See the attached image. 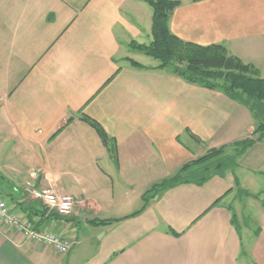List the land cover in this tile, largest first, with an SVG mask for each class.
I'll list each match as a JSON object with an SVG mask.
<instances>
[{"label": "crops", "instance_id": "crops-1", "mask_svg": "<svg viewBox=\"0 0 264 264\" xmlns=\"http://www.w3.org/2000/svg\"><path fill=\"white\" fill-rule=\"evenodd\" d=\"M178 1L174 35L223 44L264 78V0ZM152 15L140 0H0V197L27 218L23 209L43 206L30 188L77 202L71 217L32 221L74 241L70 253L0 225V264H72L67 257L81 246L94 253L86 264H245L233 206L223 200L209 210L226 194V176L160 192L133 215L153 186L256 129L250 111L222 91L135 59L142 53L129 44L152 41ZM81 114L104 128L114 154ZM258 148L264 140L240 161ZM258 232L253 260L264 264V227Z\"/></svg>", "mask_w": 264, "mask_h": 264}, {"label": "trees", "instance_id": "trees-1", "mask_svg": "<svg viewBox=\"0 0 264 264\" xmlns=\"http://www.w3.org/2000/svg\"><path fill=\"white\" fill-rule=\"evenodd\" d=\"M148 4L153 11L152 15V41L149 44H139L131 41L129 46L132 50L158 62L157 69H170L175 75L191 84L199 85L209 90H220L230 99L245 106L252 116L261 121L264 118V78L260 71L250 63H245L239 57L233 55L225 45H199L186 42L174 35L169 27V22L174 10L180 6L178 0H140ZM130 64L138 69H147L146 66L127 58ZM81 120L95 129L108 152H115L114 145L111 147V138L104 128L94 119L81 114ZM73 118L69 119V122ZM57 132L55 136L58 134ZM54 136V137H55ZM195 140L199 141L196 136ZM264 140V123L258 124L251 136L230 145L210 149L204 156L184 165L174 176L153 186L143 195V207L133 215L141 213L151 199L160 192L181 186L195 185L202 187L216 176L224 177L225 172L234 170L238 161L256 143ZM232 192L228 190L209 208L217 206L224 197ZM238 196L253 198L260 201L261 193L251 194L238 188ZM264 208V202L262 203ZM208 210V211H209ZM232 212V223L238 227L239 217L236 210ZM28 214L30 221L35 217L43 220L62 218L56 211H49L46 207L33 205L29 209H23ZM117 220H90L91 225H109ZM34 222V221H33ZM39 226V225H38ZM175 237L181 234L173 232Z\"/></svg>", "mask_w": 264, "mask_h": 264}, {"label": "rangeland", "instance_id": "rangeland-1", "mask_svg": "<svg viewBox=\"0 0 264 264\" xmlns=\"http://www.w3.org/2000/svg\"><path fill=\"white\" fill-rule=\"evenodd\" d=\"M135 59L140 61L141 63H148L147 61L156 62L154 59L146 57L144 54H135ZM260 123H264V118L261 121L256 120V127ZM237 163L238 166L234 170H228L227 172H225V178L227 182L226 191L232 189V191H234V194L227 199L224 197L222 201L224 200V203L226 205L233 206L234 209L236 208L240 213L238 229H240L241 231L244 251L247 254V256L245 254L242 255L241 261L245 264H255V260H253L254 257L252 247H255L259 243L258 240H256L259 235L258 230L262 226L264 227V209L262 206V203L264 202V152L259 148L253 151H249L246 157H244V159H242L241 161L239 160ZM3 186L4 183L2 174L0 173L1 190L3 189ZM239 187H241L245 191L250 192L251 194L261 193L260 201L253 198H245L242 196L239 197ZM245 224L248 225L251 229V232L253 234L251 237L245 234ZM77 248L73 251V257H67L68 260H71L72 258V264H86V260L90 259L94 255V253L92 252V248H90L89 250L87 246H81L78 249ZM67 259H65L64 261H66Z\"/></svg>", "mask_w": 264, "mask_h": 264}, {"label": "built area", "instance_id": "built-area-1", "mask_svg": "<svg viewBox=\"0 0 264 264\" xmlns=\"http://www.w3.org/2000/svg\"><path fill=\"white\" fill-rule=\"evenodd\" d=\"M34 200L41 201L49 211H56L63 217H71L76 209V199L69 194H58L48 190L27 189ZM0 225L22 234L27 240L50 247L58 255H66L73 249L74 241L64 238L48 229H37L32 221L22 215L11 214L6 200L0 197Z\"/></svg>", "mask_w": 264, "mask_h": 264}]
</instances>
